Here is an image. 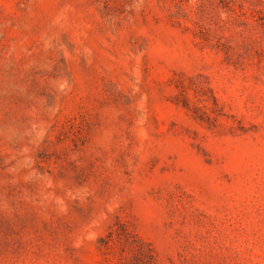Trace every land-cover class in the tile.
<instances>
[{
  "label": "rangeland",
  "instance_id": "374dc122",
  "mask_svg": "<svg viewBox=\"0 0 264 264\" xmlns=\"http://www.w3.org/2000/svg\"><path fill=\"white\" fill-rule=\"evenodd\" d=\"M0 264H264V0H0Z\"/></svg>",
  "mask_w": 264,
  "mask_h": 264
}]
</instances>
